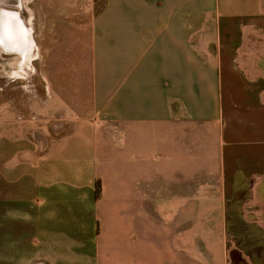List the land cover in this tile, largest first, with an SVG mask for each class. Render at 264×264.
Masks as SVG:
<instances>
[{"label":"crops","instance_id":"obj_1","mask_svg":"<svg viewBox=\"0 0 264 264\" xmlns=\"http://www.w3.org/2000/svg\"><path fill=\"white\" fill-rule=\"evenodd\" d=\"M32 4L8 8L11 82L35 69L1 94L0 264H264V0Z\"/></svg>","mask_w":264,"mask_h":264},{"label":"rangeland","instance_id":"obj_2","mask_svg":"<svg viewBox=\"0 0 264 264\" xmlns=\"http://www.w3.org/2000/svg\"><path fill=\"white\" fill-rule=\"evenodd\" d=\"M32 1L33 0H0V7L10 8L11 6H13V7L17 8V9H20L23 12V14L26 13L25 15H27L29 17L31 14H33ZM100 1H102V0H100ZM17 3L18 4L20 3L19 7L14 6ZM23 6H25V9H24ZM28 26L29 27L33 26V24L29 21ZM37 33H38V35L40 33L39 32V24H38V31H36L35 34H37ZM39 37H41V36H39ZM8 56H11V55H5V54H3V52L0 51V103H1V98L3 96L1 94H3V92L7 91L8 88H17L18 86L20 88H22V87L28 88L30 86V80L34 76L33 70L35 68H33V66L30 67L31 66L30 64L28 66L29 68L25 67L26 64L22 63V64H20V66H21V69L24 68V67L26 68L25 69V71H26V79H21L20 78L19 79L20 82L17 80L18 82L12 83L11 81L15 80V79H12V76H15L14 74H17L16 70L18 71L20 67L17 66V63L14 64L13 61L10 58L7 59ZM38 65H40V64H38ZM37 70H38L37 72L39 73L40 70L39 69H37ZM29 77H31V78H29ZM36 81L39 82V80H36ZM10 82H11V84H10ZM33 82H34V80H32V83ZM9 86H11V87H9ZM238 198H240L242 202L243 201L245 202L249 198H252V196L250 195V193L242 192V193L238 194ZM233 241H234V243L236 245L239 242H243L245 247L246 246L248 247V245H249L248 244L249 242L247 240L242 241V240L235 239ZM261 247H264V244Z\"/></svg>","mask_w":264,"mask_h":264},{"label":"flooded vegetation","instance_id":"obj_3","mask_svg":"<svg viewBox=\"0 0 264 264\" xmlns=\"http://www.w3.org/2000/svg\"><path fill=\"white\" fill-rule=\"evenodd\" d=\"M16 6V5H15ZM0 9H1V12H5V11H9L8 10V8H6V7H0ZM11 11V10H10ZM12 12H14V11H12ZM2 15H4V14H2ZM12 17H14V16H12ZM5 19V20H4ZM18 20V19H17ZM1 24H0V26H1V29H0V48H1V50H2V52H9L8 51V49L7 48H9L8 46H9V43L7 42V29H9L10 28V25L11 26H13V33H14V41H13V43L11 44V46L12 47H16V46H21L22 44H23V42H24V40L25 39H23L24 38V34L23 33H21V30H20V27H16L15 25H14V23H16V19H15V17H14V19H10V18H8V16L7 17H4L3 18V21L2 22H0ZM7 23V25H8V27H6L5 28V26L3 25V24H6ZM9 23V24H8ZM18 26V25H17ZM19 39H21L22 40V44H21V42L19 43ZM20 48H22V46L20 47ZM29 49H31V48H28V50H27V52L26 53H28V51H29ZM26 58L28 59V56H27V54H26ZM26 59V60H27Z\"/></svg>","mask_w":264,"mask_h":264},{"label":"bare ground","instance_id":"obj_4","mask_svg":"<svg viewBox=\"0 0 264 264\" xmlns=\"http://www.w3.org/2000/svg\"><path fill=\"white\" fill-rule=\"evenodd\" d=\"M2 14H4V15H2ZM26 14V13H25ZM16 13L15 12H12V11H5L4 13L3 12H1V9H0V22H2L3 21V18L4 17H7L8 16V18H10V19H14V17H15V19H16V23H14V25L16 26V27H20V30H21V33H23V25L21 24V21L20 20H17V18H16ZM12 16H14V17H12ZM26 17V16H25ZM28 17V16H27ZM5 20V19H4ZM1 24V23H0ZM9 24V23H8ZM4 26H5V28L6 27H8V25H7V23L6 24H3ZM18 25V26H17ZM9 28V27H8ZM0 29H1V26H0ZM7 32V42L9 43V48H7L8 49V51H11L12 49H13V47L11 46V44L13 43V41H14V33L12 32L13 31V26H11L10 25V28L9 29H7L6 30ZM25 32V31H24ZM25 34L27 35V33L25 32ZM24 39V38H23ZM21 42V44H22V40L21 39H19V43ZM25 44H26V42H25ZM28 48H29V45H27L26 46V50H25V52L23 53V55H24V58H25V60L27 59L26 58V52H27V50H28ZM35 54V53H34ZM10 68V67H9ZM18 72V71H17ZM3 73V72H2ZM26 73V72H25ZM20 74H22V73H20Z\"/></svg>","mask_w":264,"mask_h":264},{"label":"trees","instance_id":"obj_5","mask_svg":"<svg viewBox=\"0 0 264 264\" xmlns=\"http://www.w3.org/2000/svg\"><path fill=\"white\" fill-rule=\"evenodd\" d=\"M100 190V183L97 181V191ZM231 258L233 264H247L245 260L242 258L241 254L237 250H232L231 251Z\"/></svg>","mask_w":264,"mask_h":264}]
</instances>
